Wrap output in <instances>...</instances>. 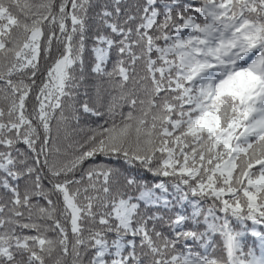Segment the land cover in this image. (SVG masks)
<instances>
[{"label": "snow or ice", "instance_id": "6c2138e0", "mask_svg": "<svg viewBox=\"0 0 264 264\" xmlns=\"http://www.w3.org/2000/svg\"><path fill=\"white\" fill-rule=\"evenodd\" d=\"M0 264H264V0H0Z\"/></svg>", "mask_w": 264, "mask_h": 264}, {"label": "trees", "instance_id": "16d2710c", "mask_svg": "<svg viewBox=\"0 0 264 264\" xmlns=\"http://www.w3.org/2000/svg\"><path fill=\"white\" fill-rule=\"evenodd\" d=\"M126 110V109H125Z\"/></svg>", "mask_w": 264, "mask_h": 264}]
</instances>
